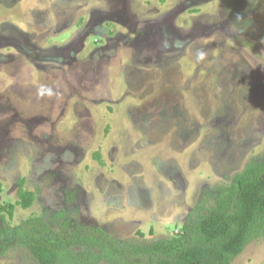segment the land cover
I'll return each instance as SVG.
<instances>
[{
    "label": "rangeland",
    "instance_id": "374dc122",
    "mask_svg": "<svg viewBox=\"0 0 264 264\" xmlns=\"http://www.w3.org/2000/svg\"><path fill=\"white\" fill-rule=\"evenodd\" d=\"M260 159L264 0H0L11 224L37 215L150 242ZM0 264L38 263L19 247ZM230 264H264V236Z\"/></svg>",
    "mask_w": 264,
    "mask_h": 264
},
{
    "label": "trees",
    "instance_id": "16d2710c",
    "mask_svg": "<svg viewBox=\"0 0 264 264\" xmlns=\"http://www.w3.org/2000/svg\"><path fill=\"white\" fill-rule=\"evenodd\" d=\"M17 194L21 207L32 205L34 192L22 181ZM12 210V204L0 206V250L26 248L38 264H230L264 236V159L234 174L213 204L197 202L175 234L150 242L117 239L89 224L55 228L37 215L11 224L2 212L12 217ZM79 246L83 250H73Z\"/></svg>",
    "mask_w": 264,
    "mask_h": 264
}]
</instances>
